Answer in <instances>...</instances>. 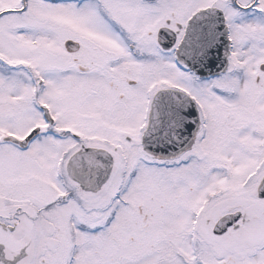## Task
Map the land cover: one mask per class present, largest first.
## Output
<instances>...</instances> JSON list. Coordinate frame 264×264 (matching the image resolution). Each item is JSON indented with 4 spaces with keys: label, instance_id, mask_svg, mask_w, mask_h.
<instances>
[{
    "label": "snow or ice",
    "instance_id": "6c2138e0",
    "mask_svg": "<svg viewBox=\"0 0 264 264\" xmlns=\"http://www.w3.org/2000/svg\"><path fill=\"white\" fill-rule=\"evenodd\" d=\"M0 264H264V0H0Z\"/></svg>",
    "mask_w": 264,
    "mask_h": 264
}]
</instances>
